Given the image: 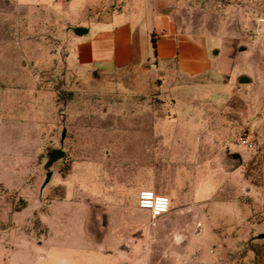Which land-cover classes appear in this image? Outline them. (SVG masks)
Wrapping results in <instances>:
<instances>
[{
    "label": "rangeland",
    "instance_id": "rangeland-1",
    "mask_svg": "<svg viewBox=\"0 0 264 264\" xmlns=\"http://www.w3.org/2000/svg\"><path fill=\"white\" fill-rule=\"evenodd\" d=\"M175 9L179 34L200 47L194 74L173 62L102 75L69 62V29L47 0H0L1 231L40 230L43 212L66 220L85 210L80 194L104 199L110 174L134 180L162 149L156 183L174 191L176 221L195 235L207 228L195 247L206 252L221 235L210 247L221 264H264V0H178ZM243 75L251 82L239 83ZM54 148L68 155L28 210ZM75 183L81 203L66 205Z\"/></svg>",
    "mask_w": 264,
    "mask_h": 264
},
{
    "label": "crops",
    "instance_id": "crops-1",
    "mask_svg": "<svg viewBox=\"0 0 264 264\" xmlns=\"http://www.w3.org/2000/svg\"><path fill=\"white\" fill-rule=\"evenodd\" d=\"M47 1L69 29V62L88 73L109 75L145 67L154 72L176 62L182 74L190 75L201 66L192 56L200 47L179 34L175 15L178 0ZM72 26L85 27L88 32L76 35L70 30ZM153 33L157 36L156 51ZM158 138H164L162 133ZM163 158L162 149L155 151L152 171L134 176V180L128 177L121 183L114 178L115 172L110 174L112 187L105 198L80 194L85 210L66 212V220L60 212L57 217L43 212L40 230L32 228L30 233L21 226L0 230V264H221V252L210 248L212 244L221 247V235L213 236L208 251L196 248V238L207 228L199 225L196 232L201 230V234L195 235L192 223L176 221L174 191L169 193L170 212L145 223L148 211L139 207L138 200L144 191L162 194L156 180L161 178ZM77 186L75 183L72 193H67L66 205L70 201L73 206L81 203ZM124 186L133 193L132 207L123 197ZM90 198L89 208L86 201ZM131 208L138 214L136 219L129 217ZM101 212L102 223L98 218ZM240 260L234 264H241Z\"/></svg>",
    "mask_w": 264,
    "mask_h": 264
},
{
    "label": "water",
    "instance_id": "water-1",
    "mask_svg": "<svg viewBox=\"0 0 264 264\" xmlns=\"http://www.w3.org/2000/svg\"><path fill=\"white\" fill-rule=\"evenodd\" d=\"M70 30H72L73 33H75L76 35H84L88 32L87 28L80 27V26H72L70 27ZM243 50H245V48L241 47L240 51H243ZM215 53H217V51ZM250 82H251L250 77L246 75H243L239 78V83L247 84ZM67 155L68 153L62 148H54L51 151H49V153L46 155V157L44 158L42 162V169L45 172V175L43 177L42 182L39 185L37 200L33 205H31L28 208V210L37 208L38 206L42 204L44 193L55 174L56 164H58L63 159H65ZM232 157L234 159H240V155L238 153L232 154Z\"/></svg>",
    "mask_w": 264,
    "mask_h": 264
},
{
    "label": "built area",
    "instance_id": "built-area-1",
    "mask_svg": "<svg viewBox=\"0 0 264 264\" xmlns=\"http://www.w3.org/2000/svg\"><path fill=\"white\" fill-rule=\"evenodd\" d=\"M138 205L141 209L147 210L150 213L153 221L168 214L171 210L169 196L156 194L152 191L142 192L138 200Z\"/></svg>",
    "mask_w": 264,
    "mask_h": 264
},
{
    "label": "trees",
    "instance_id": "trees-1",
    "mask_svg": "<svg viewBox=\"0 0 264 264\" xmlns=\"http://www.w3.org/2000/svg\"><path fill=\"white\" fill-rule=\"evenodd\" d=\"M152 42H153V47L156 51V47H157V36L155 33L152 34Z\"/></svg>",
    "mask_w": 264,
    "mask_h": 264
},
{
    "label": "flooded vegetation",
    "instance_id": "flooded-vegetation-1",
    "mask_svg": "<svg viewBox=\"0 0 264 264\" xmlns=\"http://www.w3.org/2000/svg\"><path fill=\"white\" fill-rule=\"evenodd\" d=\"M231 160H232V158H231ZM233 161V160H232Z\"/></svg>",
    "mask_w": 264,
    "mask_h": 264
}]
</instances>
